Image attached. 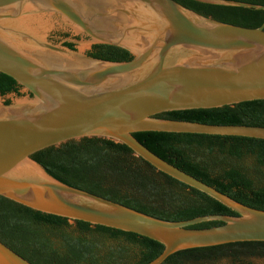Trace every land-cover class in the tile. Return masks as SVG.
I'll list each match as a JSON object with an SVG mask.
<instances>
[{
  "label": "water",
  "instance_id": "95a60500",
  "mask_svg": "<svg viewBox=\"0 0 264 264\" xmlns=\"http://www.w3.org/2000/svg\"><path fill=\"white\" fill-rule=\"evenodd\" d=\"M194 1L264 10V5L237 0ZM93 44L120 47L132 58L89 56L86 51ZM0 73L15 80L22 94H0V196L42 213L161 243V253L147 264H161L190 248L264 241V210L182 171L133 136L158 131L264 140V126L157 116L264 99V21L253 28L234 25L175 0H0ZM83 137L125 144L156 170L236 215L159 219L64 184L31 158L39 150ZM207 221L222 224L191 227ZM0 264L31 263L0 241Z\"/></svg>",
  "mask_w": 264,
  "mask_h": 264
},
{
  "label": "trees",
  "instance_id": "16d2710c",
  "mask_svg": "<svg viewBox=\"0 0 264 264\" xmlns=\"http://www.w3.org/2000/svg\"><path fill=\"white\" fill-rule=\"evenodd\" d=\"M216 20L258 27L264 10L175 0ZM264 5V0H237ZM60 34V33H59ZM65 37L68 34L62 33ZM74 49V44L65 42ZM86 54L129 61L117 46L93 44ZM21 86L0 73V94L22 95ZM5 103H9L8 100ZM161 118L208 124L264 126V99L216 108L162 112ZM133 136L157 156L234 200L264 210V140L243 136L143 131ZM56 180L147 215L180 221L208 214L236 213L205 193L156 170L125 144L83 137L31 155ZM222 224L207 221L192 228ZM0 241L31 264H147L163 245L147 237L88 222L42 213L0 196ZM161 264H264V241L190 248Z\"/></svg>",
  "mask_w": 264,
  "mask_h": 264
}]
</instances>
